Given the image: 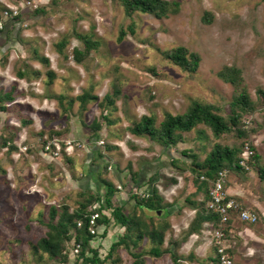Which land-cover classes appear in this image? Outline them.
<instances>
[{
	"label": "rangeland",
	"instance_id": "rangeland-1",
	"mask_svg": "<svg viewBox=\"0 0 264 264\" xmlns=\"http://www.w3.org/2000/svg\"><path fill=\"white\" fill-rule=\"evenodd\" d=\"M176 1L180 2L177 13L158 18L141 12L128 17L117 0H0L3 25L6 19H12L3 16L5 11H20L12 19L19 23L18 42L14 39L7 47L16 44L22 52L12 60L8 75H0V86L8 89L15 79L17 88L20 70L25 69L32 79L38 71L42 74L41 79L34 82L24 81L19 95L18 89L14 92L15 101L8 104L9 110L0 111V135L10 136L9 131H14L13 144L17 148L11 151L9 147L0 146V218H3L0 264H55L47 255L40 257L33 251V245L47 230L41 220L47 218L52 205H66L71 210L78 207L84 201L82 191L103 198L106 188L102 179L111 182L117 172L130 183L137 174H145L146 178L148 174L151 178L156 174L162 178L165 188L181 176L182 185L177 193L180 202L189 206L192 203L188 202V184H200L190 170V151L203 160L213 146L220 143L241 148L242 157L248 144L259 155L258 164L264 166V98L257 92L258 89L264 91V1ZM132 22L134 34L128 32ZM121 30L127 33L122 41L119 40ZM76 33L89 34L99 41V47L92 50L89 60L85 61L87 69L73 59V49H83ZM64 39L68 40V46L60 54L56 44ZM178 46L201 56L199 69L194 74L182 70L163 55L164 51ZM36 54L48 57L50 65L36 61ZM7 57L6 54L0 58L2 68ZM4 58L6 62L1 64ZM230 65L242 69L251 99L256 104L255 112L242 119L243 129L250 134L248 138L239 137L233 131L216 139L207 127L199 125L183 134V142L166 149L158 142L129 132L128 127L141 116L153 115L159 125L167 112L186 113L193 100L221 106L222 115L227 117L236 90L231 83L222 80L218 72ZM48 71L54 72L53 78ZM115 88L121 91L115 106L103 110L100 101ZM84 91L96 95L98 100H90L82 110L76 97ZM48 95L53 98L62 95V104L54 98L56 101H45L44 105L43 97ZM21 99V107H18ZM30 106L38 111L29 112ZM102 115L115 123L111 124ZM95 121L101 124L97 132L92 127ZM71 133L82 134L84 138L74 140ZM48 141L54 150V142L58 143L61 149L58 157L44 152ZM88 147L95 151V163L100 168L92 183L83 180L88 171L85 154ZM250 161L251 158L242 170L229 172L227 181L240 191L244 200L257 204L250 211L258 215L259 221L249 227L263 239L256 243L249 240L247 248L240 251L242 261L238 260L237 264H264V181L258 169L250 167ZM124 185L125 182L123 188ZM135 187L134 192L142 195L145 189ZM110 211L105 213L110 215ZM135 215L159 226L158 211L138 209ZM124 233V227L111 219L107 227L95 226L97 237L92 247L104 258ZM151 245L145 238L136 250L120 247L105 264H114L117 257L120 259L117 264H128L131 252L147 251ZM69 251L68 264H74L72 244ZM145 260L146 264L160 263L158 258L148 255Z\"/></svg>",
	"mask_w": 264,
	"mask_h": 264
},
{
	"label": "trees",
	"instance_id": "trees-1",
	"mask_svg": "<svg viewBox=\"0 0 264 264\" xmlns=\"http://www.w3.org/2000/svg\"><path fill=\"white\" fill-rule=\"evenodd\" d=\"M122 5L125 14L132 17L135 13L141 12L145 14H152L158 18H163L171 13H177L180 8V2L173 0H117ZM264 1V0H262ZM39 11V9H37ZM36 10V11H37ZM19 18V17H18ZM1 32V31H0ZM128 32L135 33V24L132 22L128 26ZM126 31L121 30L119 40L122 41L126 36ZM77 39L83 43V49H73V59L77 64L85 65V61L90 56V52L99 47V41H96L89 34L76 33ZM57 49L60 54H63L64 49L68 46V40L64 39L59 41ZM163 55L173 62L182 70L194 74L198 71L201 62L199 53L189 50L186 47L178 46L170 51H164ZM36 61L41 62L45 66L50 65V60L46 56L34 55ZM4 58L1 64L6 62ZM25 65V64H24ZM28 67V65L26 66ZM26 74V75H25ZM24 70L18 71V77L23 79L27 76ZM48 75L53 78L54 72L48 71ZM219 77L225 82L231 83L235 87V94L230 103V113L225 117L222 115V107L211 103H203L198 100H193L184 114L165 113L164 119L156 125V117L153 115H143L138 122H135L128 127L130 133L137 137H146L152 141L162 144L166 149L183 142V134L191 132L199 125L207 127L213 137L216 139L221 138L224 134L237 132L239 137H249V131L243 129L242 119L244 115L254 113L256 104L252 101L249 89L247 87L243 71L236 65L224 66L219 72ZM15 86L5 93H0V111L9 110L8 104L15 101ZM257 92L264 98V91L258 89ZM119 88L111 93H107L100 101L99 105L103 110L109 106H115V99L120 95ZM55 98V97H54ZM77 100L81 104L82 110H85L86 105L90 100L97 101L98 97L91 94L89 91H84L78 95ZM59 104H62L63 97L58 95L55 98ZM103 116V115H102ZM108 122L114 124V120L108 119L103 116ZM93 129L97 132L101 129V124L95 121ZM200 134L204 132L200 131ZM10 136L7 134L0 135V146L9 147V149L16 150L13 144L16 134L14 131H9ZM249 140V139H248ZM254 150V147L251 146ZM186 154V153H185ZM241 148L224 146L216 143L211 151L206 155L203 160H200L199 155L190 151L189 157L192 158L190 170L195 175V181L200 184H209L201 180V176H206L209 179H214L217 173L221 170L236 171L242 170L239 165L241 159ZM259 155L255 152L251 161L250 167L258 169V175L264 181V166L258 164ZM106 188V193L103 198L94 195L90 192H81L84 201L79 203L75 209H70L66 205H52L49 209L47 218L41 220V223L47 228L45 235L41 237L34 245L33 251L35 254L47 255L48 258L55 264H68L71 260L69 245L72 244V252L75 255L74 264H105L106 260L114 255L120 247L136 250L138 244L145 238H148L152 245L149 250H138L131 252L132 259L128 264H146V256L159 258L164 254H170L172 261L175 264H180V260H190L201 263L196 257H182L178 254V249L182 241L170 238L168 246L163 248L165 242V235L168 231L167 226L159 227L151 222L147 223L144 218L137 215H130L125 212L123 207L113 206V196L118 191L116 186L105 179L101 181ZM208 189V188H207ZM208 193V192H207ZM137 204L145 209L152 211H163L165 204L163 198L160 196L157 188H153L148 197L137 196L135 197ZM237 200V199H236ZM98 203V205H97ZM207 200L202 202H195L193 206L196 209V215L192 220L189 228L188 235L197 232L201 229L203 223L207 220L211 221L213 225L217 222V217L206 207ZM238 206L241 208V203L237 200ZM110 211L107 215L105 211ZM91 215L96 217V226L106 227L110 224L111 219L115 224H119L125 229V233L114 242L106 257L101 258L99 250L92 247V241L97 235L91 234L89 230V221ZM81 222V227L78 223ZM3 223V218H0V224ZM106 231L103 236L106 235ZM212 261V260H211ZM120 262V259L115 258L114 264ZM203 264V263H202Z\"/></svg>",
	"mask_w": 264,
	"mask_h": 264
},
{
	"label": "crops",
	"instance_id": "crops-1",
	"mask_svg": "<svg viewBox=\"0 0 264 264\" xmlns=\"http://www.w3.org/2000/svg\"><path fill=\"white\" fill-rule=\"evenodd\" d=\"M18 24H19L18 21H15L12 19H6L4 22V28L0 32V58L1 56H5L6 54L8 55L5 67L2 68L0 66L1 67L0 71L2 72L0 73L1 76L8 75L7 72L10 69L12 60L14 58H18L19 54L22 55L21 54L22 52H20L16 44L14 45L11 44V46L7 47L8 42L13 41L14 39L16 40V42H18V39H17L18 29H19ZM4 71H6L5 75H4L5 73ZM31 72L35 73L33 70ZM29 76H30V73H29ZM41 77H42V74L40 71H38V74L35 77V79H41ZM35 79L29 78V77L28 78L25 77L23 79L18 78V87L15 88V93L17 92V89H18V95H19L20 90H22L20 86L23 87L24 81L27 82L28 80H30L29 82L31 83V82H34ZM16 81L14 79L11 82V85L9 86L8 89L1 87L2 86L1 85L0 93H5L9 91L12 86H16V83H14ZM43 98H44L43 100L44 105H46L45 101L49 103L50 101L52 102L56 101L52 97V95L44 96ZM22 100L23 99H21V101H18V104H19L18 107H21L20 103H22ZM31 105L33 106V104ZM32 106L28 108L29 112L31 111L32 113H35L36 111H38L37 108L33 110ZM86 114H87V111H86ZM70 137L72 139L77 138L78 140H81L82 138H84L82 134L77 135V133H71ZM85 154L87 156L86 168L88 169V171H87V174L83 175V180H85L86 182L89 181L90 183H92L94 174L98 173L100 168H99V165L95 163L96 153L95 151H93V149L91 150L90 147H88L86 149ZM49 160H50L49 162H51V159ZM144 175L145 174H142V173L139 175L137 174L136 176H134L133 178L134 180L130 183L128 179H126L125 177H122L123 174H119L117 172L114 176V180L113 179L111 180V182H113V184L116 185V188L118 190L116 194L113 196V200H114L113 205L118 206V207H123L127 209V211L131 215H135L138 209L139 211L141 209H145L139 206L135 200V197L138 196L136 192H134V190L136 189L135 186L139 187L141 190L145 189L144 192H147V193H144V192L143 193L147 195L151 194L153 188H157L159 190L160 196L163 198L164 204L166 205L163 211H158V214L160 215L158 217L159 227L160 228L163 226L168 227V231L165 235V242H164L163 248H166L168 246V240L170 238L177 239V240L182 241L181 246L178 249V254L180 256L187 257L191 255V257L196 256L200 260L202 259L201 263L196 262L195 260L194 261L193 260H188V261L180 260L179 261L180 264H202V263L213 264L214 256H215V247H214V242H213L212 222L209 220L205 221L199 231L193 232L188 235V228L196 215V209L193 206V203L194 202L198 203V202H202L203 200L205 201L208 200V193H207L208 187H205V184L203 183L199 185H193L192 182L189 181L191 183L188 184L187 196H190V198L188 199V202L192 203V205L190 204L189 206H185L184 204L180 202V197L178 196L179 192L177 193L178 189L182 185V181L179 178L183 179V177L179 176L178 180L175 183L169 182V184L171 183V185L165 188L164 185L162 184L161 177H158L155 174L154 178H151L150 177L151 175L148 174V178H146ZM123 182L126 183V185H124V188H123ZM228 182L230 183V180H228L227 183ZM227 183H226L227 185L226 189L228 193L231 196H233L235 199L240 201L242 209L250 210V209H253V207L257 205V204H253L251 200H248V199L244 200L240 191L235 189L232 185H229V183L228 184ZM83 188H85V186ZM140 193L142 192L140 191ZM149 219H152V218H149ZM243 225H246V226H243ZM249 225L251 224L241 222L236 216H233L231 219L230 228H229L231 231V238L229 241V245H230V249L233 255L234 264H237L238 260L242 261L240 251H243L244 247L247 248V242L249 240H252V242L256 243V242L262 241L263 239L254 230V228L249 227ZM239 242H242V243L238 245ZM158 259L160 262L159 264H175L172 261L170 254H164Z\"/></svg>",
	"mask_w": 264,
	"mask_h": 264
},
{
	"label": "built area",
	"instance_id": "built-area-1",
	"mask_svg": "<svg viewBox=\"0 0 264 264\" xmlns=\"http://www.w3.org/2000/svg\"><path fill=\"white\" fill-rule=\"evenodd\" d=\"M19 9H11L4 12V17L12 18L18 16ZM4 28L3 23H0V30ZM70 144V142H68ZM56 150L51 147V142H47L44 147V152L52 153V156L58 157L61 150L58 143L54 142ZM253 157V151L248 144H246L243 155L239 161L241 167H246L249 158ZM229 175L228 170H221L217 173L214 179H209L206 176H201L202 181L208 182V200L206 203L207 209L216 215L217 222L213 225V242L215 247V256L213 264H234L233 255L230 249L229 241L231 238L230 222L233 216H236L241 222L247 224H256L259 217L256 213L250 210L242 209L238 206L237 200L232 197L227 189L226 183ZM148 197L147 194L140 195ZM96 226V217L91 215L89 221V230L94 235ZM81 227V222L78 223Z\"/></svg>",
	"mask_w": 264,
	"mask_h": 264
}]
</instances>
